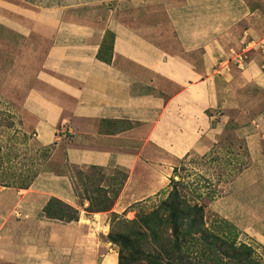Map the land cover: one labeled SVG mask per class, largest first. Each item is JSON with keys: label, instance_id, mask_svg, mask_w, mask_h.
I'll return each mask as SVG.
<instances>
[{"label": "crops", "instance_id": "0c3cea01", "mask_svg": "<svg viewBox=\"0 0 264 264\" xmlns=\"http://www.w3.org/2000/svg\"><path fill=\"white\" fill-rule=\"evenodd\" d=\"M0 93L50 163L126 174L110 211L64 172L0 186V264H118L109 215L229 130L251 163L213 207L264 250V0H0ZM52 200L78 220L48 217Z\"/></svg>", "mask_w": 264, "mask_h": 264}, {"label": "trees", "instance_id": "16d2710c", "mask_svg": "<svg viewBox=\"0 0 264 264\" xmlns=\"http://www.w3.org/2000/svg\"><path fill=\"white\" fill-rule=\"evenodd\" d=\"M9 105L4 106L0 100V107H5L0 109L5 110L0 112V186L28 189L41 173V167L50 161L54 146L42 147L36 143L33 156L27 159L26 172L18 173L15 168L17 165H14L15 159L20 157L18 147L21 142L18 139H23L27 145L30 136L20 129L21 120ZM31 148H28L29 151ZM170 182L172 189L159 205L148 212H141L132 221H126L124 233L109 234L110 242L119 247L118 264H134L139 261L146 264H220L222 260L233 257L249 262L252 250L236 242L237 228L217 214L209 215L208 206L201 202V194L195 197L196 194L187 192L188 187L176 182L173 177ZM86 200L91 207L92 199L88 196ZM49 206L46 213L50 218L67 222L78 220V211L68 205L65 207L71 214L64 218L50 213ZM111 209L112 206L97 210L90 208L88 211ZM114 216L119 218L116 214ZM211 219L212 224H209ZM143 244L149 249L153 247L152 252H145ZM250 264L259 263L253 259Z\"/></svg>", "mask_w": 264, "mask_h": 264}, {"label": "rangeland", "instance_id": "374dc122", "mask_svg": "<svg viewBox=\"0 0 264 264\" xmlns=\"http://www.w3.org/2000/svg\"><path fill=\"white\" fill-rule=\"evenodd\" d=\"M252 44L253 43L247 44L246 49L248 50L241 56L248 58V52H250L249 48H251ZM237 60H239V57ZM0 100L3 102L4 106H8L10 104L9 106H12L13 111L18 113L17 108L15 107L16 105H13V103L6 99L1 93ZM3 108L5 107H0V109ZM4 111L5 110L0 112L3 113ZM19 119L17 117L16 128H18ZM19 127L22 129L21 125H19ZM230 132L231 131L229 130L226 136L224 133L223 139L215 144L212 150L207 154H190L178 160L174 167L175 173L173 171L174 175L172 174V177L176 182H180L181 184H184V187H188V190H186L187 192L196 194L195 197L200 194L202 195L201 202L208 206V211L210 213L209 215L213 213L217 214L221 218L222 216L218 214V212H216L213 207L214 201L219 197L228 194L230 182L236 176H238L241 171L250 166L251 163L245 141L235 139L230 134ZM29 136L30 140L27 141L28 146L24 144L23 139H18L19 142H21V145L18 147V153L20 157L15 159L16 163L14 164L15 166L17 165L15 168L18 173L26 172L28 165L27 159H29L31 155L33 156L34 153L33 147H35L36 140L34 135L29 134ZM29 147H32V152L29 151ZM44 171H52L54 173H68L72 178L77 195L82 199H86L88 196L92 199L93 205L91 207L89 205L88 209L92 208L93 210H97L98 208H109L114 205L116 196L119 193L126 176V174L122 171H102L100 169L94 168L65 167L64 164L50 162L41 167L40 172ZM170 184L171 182H169L167 188L162 193L153 196L142 203L132 206L130 210L123 214H116L119 217L118 219L115 218V213H111L109 215L108 222L110 225L109 234L124 233V223L126 221H132L141 212H148L152 208L159 205L160 202L167 197L168 192L172 189ZM49 212L52 214H57V216L61 218L67 217V215L71 214L67 211L65 205L57 201H52L50 203ZM208 223L212 224V219L209 220ZM236 242L251 248L252 257L249 258V262L245 263V260L241 261L233 257L231 259L222 260L220 264H250L253 259L259 264H264V250L257 246L254 241H252L244 233H241L239 230L236 234ZM113 245L119 251V247L116 244ZM152 249L153 247L149 249L144 247L143 244V250L145 252L148 250L152 252ZM134 264L146 263L139 261L135 262Z\"/></svg>", "mask_w": 264, "mask_h": 264}, {"label": "built area", "instance_id": "2783aa9c", "mask_svg": "<svg viewBox=\"0 0 264 264\" xmlns=\"http://www.w3.org/2000/svg\"><path fill=\"white\" fill-rule=\"evenodd\" d=\"M247 57H245V56H239V64H244L245 63V59H246Z\"/></svg>", "mask_w": 264, "mask_h": 264}, {"label": "bare ground", "instance_id": "6f19581e", "mask_svg": "<svg viewBox=\"0 0 264 264\" xmlns=\"http://www.w3.org/2000/svg\"><path fill=\"white\" fill-rule=\"evenodd\" d=\"M86 221V220H85ZM91 250V249H90ZM92 251V250H91Z\"/></svg>", "mask_w": 264, "mask_h": 264}]
</instances>
